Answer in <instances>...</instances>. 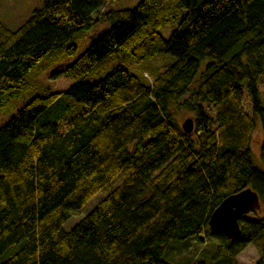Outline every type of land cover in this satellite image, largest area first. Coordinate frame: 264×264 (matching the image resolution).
Returning a JSON list of instances; mask_svg holds the SVG:
<instances>
[{
    "label": "trees",
    "instance_id": "16d2710c",
    "mask_svg": "<svg viewBox=\"0 0 264 264\" xmlns=\"http://www.w3.org/2000/svg\"><path fill=\"white\" fill-rule=\"evenodd\" d=\"M111 1L44 0L15 29L0 20V111L38 62L73 54L97 21L111 24L64 69L69 88L34 95L0 126V264H172L170 250L189 240L212 241L227 259L258 243L252 264H264V216H242L234 240L209 225L244 188L264 210V0L101 10ZM160 53L175 60L153 75L117 66L82 80L122 55ZM257 119L262 167L251 152Z\"/></svg>",
    "mask_w": 264,
    "mask_h": 264
},
{
    "label": "rangeland",
    "instance_id": "374dc122",
    "mask_svg": "<svg viewBox=\"0 0 264 264\" xmlns=\"http://www.w3.org/2000/svg\"><path fill=\"white\" fill-rule=\"evenodd\" d=\"M139 0H112L102 7L101 10H115L122 8H131L136 5ZM44 3V0H0V20L10 29H15L23 21H25L31 12ZM180 19V18H179ZM177 21L171 22L160 29V33L164 38H168L172 29L176 26ZM110 23L104 19L94 23L86 33L76 42V50L73 54H63L57 61L47 64L45 59L37 63V65L25 76V85L21 90L18 98L6 104V107L0 111V126L4 124L13 114L16 113L31 97L34 95H47L53 92H60L69 88L74 80L64 73V69L68 64L74 61L84 50L101 34L110 28ZM175 57L169 53H160L152 58L136 61L129 55H122L113 60L106 61L102 66L94 71L88 72L82 77V80L89 83H95L102 79L112 69L117 66L128 68L134 73L144 68L150 75L156 71L162 70L174 62ZM261 94L264 98V77L260 84ZM247 106V101H246ZM191 117L190 112L184 109L176 112V118L181 125L182 122ZM262 141V129L259 120H256V127L252 136L251 152L253 163L262 167L259 157V148ZM121 177L116 178L111 184L114 186L119 182ZM103 193L97 194L98 196ZM264 210L255 209L245 215L246 218L255 219L262 218ZM68 225V222L66 223ZM69 228V227H68ZM215 245L212 241L204 240L198 242L189 240L182 243L181 248L171 249L169 252V261L172 264H184L187 261L199 258L211 260L213 264H252L260 254V245L258 243H249L234 259H227L220 256L221 253L214 255ZM222 257V258H221ZM166 259V258H165ZM189 262H187L188 264Z\"/></svg>",
    "mask_w": 264,
    "mask_h": 264
},
{
    "label": "water",
    "instance_id": "95a60500",
    "mask_svg": "<svg viewBox=\"0 0 264 264\" xmlns=\"http://www.w3.org/2000/svg\"><path fill=\"white\" fill-rule=\"evenodd\" d=\"M193 125L192 118H186L181 124L185 133H190ZM259 207L257 193L251 188H244L226 196L219 203L209 216V225L229 240H234L240 232L238 220Z\"/></svg>",
    "mask_w": 264,
    "mask_h": 264
}]
</instances>
